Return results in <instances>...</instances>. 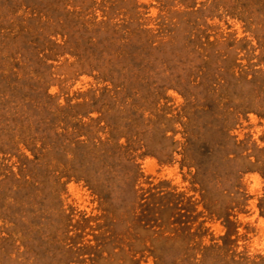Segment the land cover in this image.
<instances>
[{"label":"rangeland","instance_id":"1","mask_svg":"<svg viewBox=\"0 0 264 264\" xmlns=\"http://www.w3.org/2000/svg\"><path fill=\"white\" fill-rule=\"evenodd\" d=\"M0 264H264V0H0Z\"/></svg>","mask_w":264,"mask_h":264}]
</instances>
